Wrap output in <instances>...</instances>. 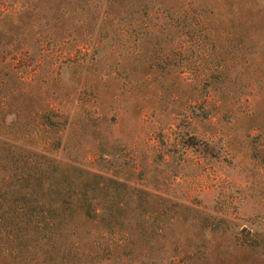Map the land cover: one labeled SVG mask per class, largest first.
Masks as SVG:
<instances>
[{
  "label": "rangeland",
  "instance_id": "obj_1",
  "mask_svg": "<svg viewBox=\"0 0 264 264\" xmlns=\"http://www.w3.org/2000/svg\"><path fill=\"white\" fill-rule=\"evenodd\" d=\"M0 140L149 195L0 264H264V0H0Z\"/></svg>",
  "mask_w": 264,
  "mask_h": 264
},
{
  "label": "trees",
  "instance_id": "obj_2",
  "mask_svg": "<svg viewBox=\"0 0 264 264\" xmlns=\"http://www.w3.org/2000/svg\"><path fill=\"white\" fill-rule=\"evenodd\" d=\"M146 7L136 4L137 10ZM187 12L181 11L183 16ZM148 196L117 180L0 140L1 253L8 243H15L32 245V257L38 252L50 256L60 232L74 219H99L109 229L115 228V215L126 209L135 212Z\"/></svg>",
  "mask_w": 264,
  "mask_h": 264
}]
</instances>
